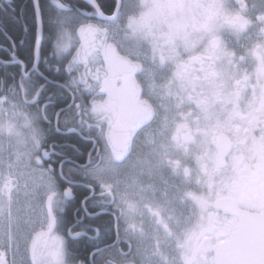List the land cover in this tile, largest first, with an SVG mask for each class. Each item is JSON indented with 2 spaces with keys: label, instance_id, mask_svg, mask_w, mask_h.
<instances>
[{
  "label": "snow or ice",
  "instance_id": "6c2138e0",
  "mask_svg": "<svg viewBox=\"0 0 264 264\" xmlns=\"http://www.w3.org/2000/svg\"><path fill=\"white\" fill-rule=\"evenodd\" d=\"M0 264H264V0H0Z\"/></svg>",
  "mask_w": 264,
  "mask_h": 264
},
{
  "label": "trees",
  "instance_id": "16d2710c",
  "mask_svg": "<svg viewBox=\"0 0 264 264\" xmlns=\"http://www.w3.org/2000/svg\"><path fill=\"white\" fill-rule=\"evenodd\" d=\"M21 2H23V0H21ZM17 34L19 35V31L17 32Z\"/></svg>",
  "mask_w": 264,
  "mask_h": 264
}]
</instances>
